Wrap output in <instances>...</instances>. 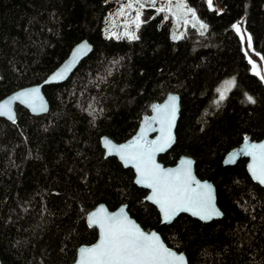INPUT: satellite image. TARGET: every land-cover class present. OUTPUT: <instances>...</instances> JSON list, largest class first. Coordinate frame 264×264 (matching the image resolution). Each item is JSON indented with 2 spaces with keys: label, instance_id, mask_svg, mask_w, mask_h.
Returning a JSON list of instances; mask_svg holds the SVG:
<instances>
[{
  "label": "trees",
  "instance_id": "obj_1",
  "mask_svg": "<svg viewBox=\"0 0 264 264\" xmlns=\"http://www.w3.org/2000/svg\"><path fill=\"white\" fill-rule=\"evenodd\" d=\"M125 1L0 0V99L41 81L82 39L92 45L66 81L43 87L45 114L16 105L15 122L0 119V263L72 264L77 247L97 237L85 215L98 203L126 204L141 227L155 228L146 190L132 169L104 156L100 137L126 140L151 103L172 92L180 99L175 142L159 160L192 157L196 175L212 178L222 217L180 214L161 229L164 242L188 264H264V188L246 159L221 166L245 135L264 136V77L233 28L245 14L264 69V0H217L220 9L216 0H186L207 29L188 26L178 39L170 14L145 7L135 38L107 36L110 14Z\"/></svg>",
  "mask_w": 264,
  "mask_h": 264
},
{
  "label": "water",
  "instance_id": "obj_2",
  "mask_svg": "<svg viewBox=\"0 0 264 264\" xmlns=\"http://www.w3.org/2000/svg\"><path fill=\"white\" fill-rule=\"evenodd\" d=\"M92 50V45L87 39H82L72 46L67 56L41 81L35 84L27 85L15 89L9 94L0 99V105H6L4 114L0 115V119H5L11 123L16 120L15 106L20 105L29 111L32 115L45 114L49 109V103L43 93V87L49 84H59L68 79L71 73L75 70L78 64L86 58ZM62 74L58 76L57 74ZM55 77V79H54ZM36 90V91H33ZM175 97V101L171 98ZM173 105L175 108L173 115ZM180 99L177 93H168L161 101H155L151 103L149 112L144 114L139 121L136 131L126 140L116 142L111 138L103 135L100 137V145L104 151V156H114L125 168H130L133 171V182L138 187L146 190L144 200L154 205L159 214V223L155 228L146 230L140 226V224L129 214L126 204H121L114 209H109L105 203H98L91 208L85 215V222L89 227H95L97 230V237L94 242L90 244H81L76 249V257L72 264H79L81 259L80 250L82 248H91L100 243L102 239V229L99 224H93L90 221V217L93 213H99L104 217H126L128 221H131L137 225L142 232L151 235L155 234L159 237V241L165 248L170 249L178 256H183L184 260L180 264H188L187 258L183 252H178L175 249L169 247L164 242L161 236V229L170 224L180 214H186L202 222H209L213 219L222 217V211L217 204L216 189L212 182L211 177L199 178L194 169V159L188 155H180L175 163L165 165L159 160V156L169 150L175 142V129L179 119ZM169 121L171 126L169 127ZM170 135V139H169ZM106 141L108 143H106ZM155 142V144L153 143ZM253 145H264V136L258 140L250 139L249 135H245L242 141L235 147L228 150L221 161V166L224 168L236 167L242 159H246L245 169L251 178V180L262 188L264 183L258 179L259 171L262 166L261 152L259 147L253 148ZM163 147L162 151L153 152V161L155 165L159 166V169L163 171H171L173 175L180 173L183 175L185 170H190L189 188L196 192L207 193L210 190L212 197V204L215 209L220 213L219 216H212L209 219H201L200 215H194L196 211L194 208L188 210H182L177 212L171 219H165L164 212L161 209L160 204L156 203L153 199H150L153 195V189L146 186V184L137 183L139 173L137 171L138 160H129L128 157L142 150H148L150 148ZM185 161H191L190 165H186ZM103 209L101 213L100 210ZM1 264V263H0Z\"/></svg>",
  "mask_w": 264,
  "mask_h": 264
},
{
  "label": "snow or ice",
  "instance_id": "obj_3",
  "mask_svg": "<svg viewBox=\"0 0 264 264\" xmlns=\"http://www.w3.org/2000/svg\"><path fill=\"white\" fill-rule=\"evenodd\" d=\"M152 2L155 3V0ZM159 11H164V9L161 8ZM201 27L206 26L201 24ZM233 27L239 31L238 25H233ZM57 75L61 76L62 74L58 73ZM226 83L232 84L233 82ZM175 99V97L171 98L172 101ZM220 99H224L223 93H221ZM247 99L249 102L255 103L251 96H248ZM6 107V105H0V115L4 114ZM174 111L173 105V115ZM170 126L171 122L169 121ZM106 143L108 142L106 141ZM153 143L155 144V142ZM252 147H259L262 150L261 160L264 162V145H253ZM157 150L162 151L163 147L142 150L129 156L128 159L139 161L137 183L146 184L153 189V195L149 198L160 204L165 219H171L177 212L186 211L189 208L196 209L193 214L200 215L201 219H209L214 215L219 216L220 213L212 204L210 190L207 193L190 190L188 186L190 170H185L183 175L180 173L173 175L171 171H163L154 164L153 152ZM185 164L190 165L191 161H185ZM258 179L264 183V163L260 168ZM100 212L102 213L103 209ZM90 221L93 224H99L102 229V239L99 244L80 250L79 264H180L184 260L183 256H178L170 249L165 248L155 234H145L126 217H104L99 213H93Z\"/></svg>",
  "mask_w": 264,
  "mask_h": 264
},
{
  "label": "rangeland",
  "instance_id": "obj_4",
  "mask_svg": "<svg viewBox=\"0 0 264 264\" xmlns=\"http://www.w3.org/2000/svg\"><path fill=\"white\" fill-rule=\"evenodd\" d=\"M209 3V1H208ZM216 8L220 9L221 4L216 0ZM131 5V7H129ZM213 6L212 3H209ZM145 7H154L157 10L163 8L165 12L171 15L173 22L170 30V36L172 39L180 38L186 27L192 26L197 28L199 31L204 32L207 29V25L202 21L195 12V9L188 5L186 0H126L119 9L114 13L110 14L107 20V27L105 33L107 36L113 37H127L132 39L136 37L137 28L140 25ZM201 24L206 27L202 28ZM233 25L239 26V31L234 28V31L238 34L241 40L243 51L248 57L251 65L253 66L254 72L260 77H264V69L260 56L253 50L252 41L249 33L245 28V14H243ZM232 81V84L226 82ZM234 81L232 78L226 79L220 85L221 92H226L231 89Z\"/></svg>",
  "mask_w": 264,
  "mask_h": 264
}]
</instances>
